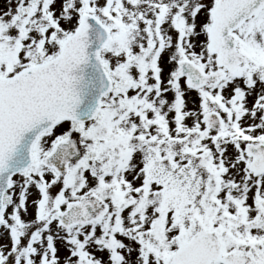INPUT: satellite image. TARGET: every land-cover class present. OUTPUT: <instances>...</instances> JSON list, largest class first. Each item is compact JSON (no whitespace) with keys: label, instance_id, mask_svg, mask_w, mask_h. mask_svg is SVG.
Returning a JSON list of instances; mask_svg holds the SVG:
<instances>
[{"label":"snow or ice","instance_id":"1","mask_svg":"<svg viewBox=\"0 0 264 264\" xmlns=\"http://www.w3.org/2000/svg\"><path fill=\"white\" fill-rule=\"evenodd\" d=\"M0 264H264V0H3Z\"/></svg>","mask_w":264,"mask_h":264},{"label":"rangeland","instance_id":"2","mask_svg":"<svg viewBox=\"0 0 264 264\" xmlns=\"http://www.w3.org/2000/svg\"><path fill=\"white\" fill-rule=\"evenodd\" d=\"M4 4H3V0H0V7H3Z\"/></svg>","mask_w":264,"mask_h":264}]
</instances>
